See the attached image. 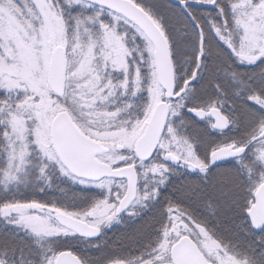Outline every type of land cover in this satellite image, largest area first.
Masks as SVG:
<instances>
[{"label":"snow or ice","instance_id":"snow-or-ice-1","mask_svg":"<svg viewBox=\"0 0 264 264\" xmlns=\"http://www.w3.org/2000/svg\"><path fill=\"white\" fill-rule=\"evenodd\" d=\"M158 6L168 11L169 19L182 21L185 27L190 26L191 31L195 34L194 69L189 74L193 75V80L195 79L194 74L198 73L200 62L206 55L213 54V48L204 33L202 20L208 23L209 32L216 36L217 42H223L233 54L234 59L239 60L242 64L246 63L252 66V71L241 74L245 77L244 79L237 78L236 73L231 75L233 83L237 86L235 89L237 95L246 90L251 91L253 83L260 85L259 91L252 92L249 97L252 101V106L260 113V117L257 118L259 128L250 135L247 142L250 146L259 144V148L256 151V162L264 167V118H261L264 117V0H227L226 7L224 4L219 3L218 0H179V4L175 6L163 3H159ZM209 7L214 8L217 15L221 18L220 24H217L212 12L208 11ZM106 13L110 15L111 21L103 19ZM121 16L133 23L134 27L138 29L137 34L142 40H156L158 44L157 32H159V36L166 37L170 41V38L166 35L167 29L163 27L164 18L158 16L152 7L140 3L138 0H0V42H3V47L0 48V67L7 70L0 73V88L9 90L14 86H26L23 93H17L16 100L32 106L35 116L40 119V124L35 127L34 142L46 157L56 158L43 136V131L47 128L49 122V111H56V116H63L61 121L64 125L70 127L80 138H86V136H91L92 134L83 126L82 117L77 116L74 111L63 106L53 107V103L48 96L49 87H42L41 83L29 79L25 62V48L34 49L35 52L40 53L42 56L48 46L50 27L53 23L55 24L60 37L58 47L62 51L59 53L61 63L58 82L51 87L55 88L58 93L63 92L66 67L64 50L70 48L73 42L80 41L79 34L82 31V26L89 24L92 26L93 31L89 34L95 38L92 40L85 39L84 43H82L85 48V56L82 58L84 64L81 66V73L87 69L90 75L87 79L81 80L80 83L82 88L88 91L74 93L79 98L81 113H85L88 111L90 101L96 100L97 102V96H108L110 89L116 90L118 88L117 83L109 78L107 61L111 56V52L108 49L113 44L118 45L124 52H127L125 37L112 27L114 21L119 20ZM241 24H243V27H241ZM245 29H250V31L245 33ZM184 35H189V33ZM180 39L183 40V36ZM241 39L243 43L238 51L236 42L241 41ZM205 43L209 45L207 48L204 47ZM144 51L149 53L148 59L154 65L156 63L154 57L157 53V46L150 47L145 43ZM221 52L222 49L217 47L216 55L219 56ZM41 56H38L37 59L39 60ZM97 63L100 64V71L95 70ZM113 64L116 68H124L126 70L129 68V63H126L122 58L119 62L114 61ZM131 71L135 74L136 80L144 84L143 70L139 65L133 66ZM37 75H40V80L43 81V76L39 73ZM5 83L8 85L7 88L4 87ZM124 83L126 84L127 81H124ZM152 83H155V81L153 80ZM143 90H147L146 84ZM188 91L189 89L186 88L182 96L186 95ZM139 94H142V92ZM2 97L4 99L0 100V103L8 101L10 98L6 94ZM152 99L155 101L157 98L153 96ZM146 107L148 106L146 105ZM177 107H183V104H178ZM210 107L212 117H214L210 127L221 131L225 130L231 121L218 108ZM57 108L59 109L58 111ZM191 111L201 118H208V114L203 108H193ZM252 116L255 117L256 113L253 112ZM18 123H20L18 117L11 118L9 131L13 134L23 131L22 128L18 127ZM94 139H100V137L96 136ZM178 143L186 153L183 155L186 165H190L192 169L198 168L205 175L210 165L215 164L219 159L233 158L244 151L236 143H228L213 148L208 153L207 159H204L194 152L193 144L188 140ZM163 152L164 155L162 156L160 152L156 151V147L153 146L144 159V163L137 165V174L147 166L150 173L159 177L157 183L153 185L152 191L144 193L149 198L153 195L159 197L161 195V187L168 183L169 177L167 173L172 171V167L168 162H178L181 159L178 152L172 151L169 143L163 145ZM28 155L26 148L18 154L15 151L10 152L9 167L16 168L18 164H24ZM143 155L141 153V156ZM121 163H129V161L121 160ZM137 174H133L127 182L121 184L120 187L123 190L117 194L115 203L112 201L110 193H107L106 198L96 200L83 212L66 210L61 212L57 208L56 211L61 212V215L68 217L69 220L79 217V219L75 220L76 225H87V228H77L76 231L70 234L83 235L87 232L88 235H91L94 232H99L100 227L97 224H88L87 217L99 216L102 221H112L122 210H126V206H130L131 198L139 193ZM11 178L15 179V177ZM260 187L264 188V183H261ZM20 207L19 202H5L0 204V212L9 213L13 210H18ZM22 207L30 209L32 207H40V205L24 204ZM173 212L175 213V220L187 221L186 228L189 224L193 227L189 223L190 218L187 213L179 205L170 204L166 209L165 215L169 223L162 225L161 239L168 237L170 230L176 228V225L171 223L173 217L168 215ZM27 219L28 217L26 216L17 215L16 222L19 224ZM247 222L252 231L264 234V223L254 221L251 216H249ZM196 227L205 236L209 235L203 225H196ZM50 231H56V229L53 228ZM140 231L141 229L138 228L137 232ZM70 234L66 233L65 235L68 236ZM261 240L264 241V235L261 236ZM166 243L165 241L164 244L151 247L150 250L145 249L141 254L136 255L134 258L135 262H138V264H165L166 260L171 261V256L161 251L166 246ZM66 255H71L73 264H81L80 256L68 254L64 250L57 249L51 251V258L47 255L45 256V264H59L60 257ZM260 256L264 257V249L261 250ZM110 264H129V262L120 255H114ZM215 264H217L216 259ZM219 264H253V262L250 260L241 261L239 258L225 254L219 260Z\"/></svg>","mask_w":264,"mask_h":264},{"label":"trees","instance_id":"trees-1","mask_svg":"<svg viewBox=\"0 0 264 264\" xmlns=\"http://www.w3.org/2000/svg\"><path fill=\"white\" fill-rule=\"evenodd\" d=\"M138 2L152 7L158 16L164 18V25L167 29L166 35L170 38V41L169 39L168 41L171 44L173 63L175 62L176 83H179L180 77L189 76L194 69L193 53L196 47L194 32L191 31L190 26L186 28L182 21L169 19L168 11L158 6L159 3L176 5L169 0H138ZM219 3L224 4L225 7L227 6V0H221ZM208 11L212 12L217 24H220L221 18L217 15L215 9L208 8ZM103 19L111 21V17L107 13ZM114 23L117 24L118 32L127 31L125 47L132 54L131 56L128 55L127 59L129 63L128 74L124 71L116 70L112 65H108L107 73L109 78L118 85L115 90L116 96L109 99L115 100L117 105L124 107L125 112L120 117V126L113 124L111 121H107L106 125L110 128L122 127L129 132L134 131L138 127L139 131L142 132L153 112V99L150 95V87L151 84L155 85L156 82L158 83L156 66L150 63L148 59L149 53L144 51V46L141 43L142 38L135 33V29L131 28V25H128L127 29L121 27L122 21L117 20ZM202 23L207 41L210 42L213 48V54L206 55L203 63L208 66L209 72L208 74L200 73L198 82L189 88L188 93L172 102L170 121L172 122V135L179 140H191L197 146L199 156L207 158L208 153L220 145H225L232 141H248L250 135L259 128L257 118L260 116L256 115L253 117L254 120L251 126L245 127L238 123V125L236 124L237 126L234 125L226 131H216L207 125L209 121L200 120L186 113L185 108L208 109L211 108L210 106L214 107L217 100L214 88L216 83L221 84V89L225 91L226 95L231 91L233 92L234 90L225 88V82L228 80V76L239 68L237 63L231 62L237 59L233 58V54L229 49L223 42H217L216 36L209 32L208 23L203 20ZM82 28H88L93 31L90 24L82 26ZM88 29L84 32H88ZM185 33H189V35L185 36ZM181 36H183V40L180 39ZM80 38V41H85L86 39L83 36H80ZM241 44L242 40L236 42L238 51ZM208 46V43H205V48ZM217 47L222 49L219 56L216 55ZM137 64L143 70L145 78L144 84L139 83L138 86H136L134 81L135 74L131 71L132 67ZM217 65H219V71L217 70ZM251 67L250 71H252ZM178 69L182 70L178 71ZM149 76L151 77L150 79ZM153 80L155 83H152ZM124 81H127V83L125 84ZM145 84L147 85V90H143ZM259 88L260 85L252 88V92H258ZM18 92L23 93V91ZM141 92L142 94L138 95ZM5 94L9 95L10 98L7 104L0 103V204L19 202L21 206L24 204H39L42 207H59L64 203L74 202L75 210H78L79 207L85 208L91 200H89L88 194L84 191V187L78 182L73 183L68 178H60L56 169L52 168L51 164L46 162L40 154L36 144H31L33 156L24 183L12 185L6 183V173L9 170V153L13 142V134L9 135L11 121L7 117V113L17 107L16 103L13 102L17 97V92H10L7 89L0 88V100L4 99L2 96ZM226 102H229V99ZM181 103L183 107H177ZM113 107L114 105L110 104L108 110L111 111ZM250 111L255 112L256 110L252 108ZM246 116L248 117V115ZM258 148L259 144L257 143L254 149L255 154ZM133 161H135V157ZM240 163L246 166L247 180L240 181L234 174L233 170L237 165L235 160H233L210 170L212 171V177L216 181L214 184H205L203 183V175L199 174L197 177L189 170L169 163L172 167V174L168 183L161 187V195L155 200V203L179 206L195 204V206L202 208L208 196L224 199L227 203V210L212 219L211 223L215 227L210 232L212 234L214 232L213 236L218 242L236 258L244 256L248 251L260 255L261 250L264 249V241L261 240V236L264 234L252 231L247 222V211L254 201L256 190L261 185V177L257 176L254 169L247 163L244 161ZM45 165L48 166L45 167ZM143 169L147 170L149 168ZM229 188L232 189L231 195L233 198L231 199L235 200V207L231 206L229 199L223 196V192H227ZM228 194L229 192H227V196ZM203 215L207 214L204 213ZM157 218L156 216H149L148 219L139 225L140 232H137V230L127 232V235H121L119 240L106 243L103 250L109 253L130 252L144 251L145 249L156 247V241H145L142 237L150 238L154 236L156 225L158 224ZM68 245L69 243L61 240L54 242L51 237L38 236L18 224L15 216H8L0 212V264H45V256L47 255L51 258L52 250H62Z\"/></svg>","mask_w":264,"mask_h":264},{"label":"clouds","instance_id":"clouds-1","mask_svg":"<svg viewBox=\"0 0 264 264\" xmlns=\"http://www.w3.org/2000/svg\"><path fill=\"white\" fill-rule=\"evenodd\" d=\"M118 21H122L121 27H124L127 29L128 25H131V28L135 29V33L137 34L138 29L134 27L133 23L130 22L129 19L124 18L121 16V18ZM112 27L117 29V24L113 23ZM163 27L165 28V25L163 24ZM166 29V28H165ZM123 37L127 36V31L119 32ZM159 33V32H158ZM170 35V34H169ZM158 42H160V39H164L166 42H168V39L166 37L158 36ZM127 43V40H126ZM143 46L145 43L148 44L150 47L157 46L156 40H142L141 42ZM169 46L171 47V44L169 43ZM65 52V61H66V67H65V74H64V91L63 92H56L55 88L49 87L48 88V96L51 99L53 103V107L56 106H63L68 108L69 110H72L75 112L77 116H81L84 121V127L88 129V131L93 134V129L96 130H103L106 128V122L111 121L113 124H116L117 126H120V117L125 112V108L117 105L115 100H110V97L116 96L115 89L110 90L108 96L100 97L97 96V99L100 101V103H97L96 100L89 102V108L88 111L85 113H81V108L79 104V98L74 93L79 92H85L88 91L84 88H82L80 81L87 79L90 73L85 69L83 73H81V66L84 64V60L82 59L85 56V48L83 44L80 41L73 42L71 44V47L64 50ZM103 54V49L101 50V58ZM129 56H131V51H128L127 53ZM175 63V62H174ZM95 70L100 71L101 67L100 64L97 63L95 65ZM182 69H178V71H181ZM199 72L201 74H208L209 68L206 64H203L200 62L199 64ZM195 75V79L197 78V74ZM193 80V75H189L187 77H180V82L173 85L172 91L175 92V97L179 98L182 96V94L185 92V89L188 88L189 81ZM4 87L7 88V83L4 84ZM26 86L20 85V86H14L9 89L10 92L15 91L18 93V90L21 88H25ZM118 87V86H117ZM31 90V89H29ZM166 95H170L169 93H166ZM14 103H16L17 107L15 109H12L10 112L7 113V117L11 121L12 117H23L24 123L29 126L30 129H35L37 125L40 124V119L35 116V111L32 106H29L28 104L21 103L20 101L14 99ZM5 104L8 103V101L4 102ZM114 105L113 109L109 111V105ZM170 108V104L165 101L160 106V114H163L165 109ZM59 109L57 108V111ZM52 117H56V111H49L48 118L49 120L52 119ZM61 120L63 119V116L59 117ZM12 132H9V135H12ZM172 135V122L167 118V116L164 117V124L160 128V141H159V148H156V151L163 152V145L165 143H168L169 137ZM102 139H107L106 136H101ZM236 143L239 147H242L244 149L243 152L235 155L233 159L236 162L237 167L233 170L234 174L238 177L240 181H245L248 179L247 176V169L245 168L244 164H241V161H244L249 166H251L255 174L259 177H261V183H264V167H262L260 164L256 162V154L254 152L255 145H249L247 141L243 142H233ZM111 150L115 152V146L111 147ZM164 153V152H163ZM101 159H112V157L109 156L107 151H100L97 153ZM163 156V155H162ZM121 157L119 155H115V159H120ZM204 159H207L206 157ZM51 167L56 169V171L59 173L60 178H68L72 182H78L79 184H85L87 182L86 178L83 176L75 173L71 168H68L63 165H59V161L57 158L52 159L50 158ZM59 165V167H58ZM48 165H45L47 167ZM207 171V174L203 175V183L205 184H214L216 181L212 177L210 169ZM171 172H168V177L171 176ZM152 189L149 191L151 192ZM225 196H227V192L224 193ZM142 201H147L144 211H147L153 202H155L154 199H152V196L149 198L147 194H144L143 197H141V200H138L137 203H140ZM131 204V201H130ZM127 208V206H126ZM227 210V203L224 199H220L215 196H208L207 199L204 201V206L201 209L198 210H192L188 214L189 223L193 225V227L189 230V236L190 239L186 240L185 243L192 244L196 243L201 246V251L203 252L204 256L207 258L208 264H215V257L212 255L211 252L208 251L206 247L203 246L201 243V232L196 225H203L204 229L207 231V233L212 230L215 226L212 225L211 221L215 216L223 214ZM125 210H122L124 212ZM198 213H200L198 215ZM206 213L207 215H203ZM139 216V214H138ZM122 219V217H121ZM88 224H97L100 227L99 232H94L91 235H88L87 232L83 234L84 237H96L98 236L102 230L105 227H108L112 221H102L99 216H89L87 217ZM46 223H50L51 225H54V229L56 231H52V239L53 241L59 240V238L66 236V233L74 232L77 230V228H87V225H76L75 221L69 220L68 217L63 215H58L56 217H50L45 221ZM125 224H122L123 226ZM52 228V229H53ZM89 231H91L89 229ZM214 235V232H213ZM157 245L163 244L159 239L156 241ZM96 246V245H93ZM122 258L126 259L129 264H138V262H135L134 258L136 255L129 253H123L120 255ZM81 257V264H92V257ZM96 259H100L99 257H96ZM112 259V256L106 257L101 260V264H110V261ZM241 261L244 260H250L253 262V264H264V257H261L259 254H254L251 251L246 252V254L242 257H239ZM167 264H171V262H167Z\"/></svg>","mask_w":264,"mask_h":264},{"label":"flooded vegetation","instance_id":"flooded-vegetation-1","mask_svg":"<svg viewBox=\"0 0 264 264\" xmlns=\"http://www.w3.org/2000/svg\"><path fill=\"white\" fill-rule=\"evenodd\" d=\"M241 27H243V24H241ZM244 31L246 33V29ZM204 47H205V45H204ZM231 62L237 63L239 65L238 66L239 68H237L234 72V73H236L237 78L244 79L245 77L241 74L250 72L251 66L247 65L246 63L242 64L239 62V60L238 61L234 60ZM203 63H204V59L202 60V65H203ZM173 65H174V63H173ZM217 67H218L217 70L219 71L220 70L219 65H217ZM174 73H175V66H174ZM199 77H200V72L198 73L197 80L193 84H191L189 86V88L198 82ZM228 77H229L228 80L225 82V84H226L225 88H228L230 90H234L233 91L234 93L231 91L230 93H227V95H226L225 91H222L220 83L219 84L216 83V85L214 87L216 90V94H217L216 105L214 107L218 108L231 121L229 126L223 131L228 130L229 128L233 127L234 125L237 126L238 123H239V125L241 124V125H244L245 127L249 126L251 123H248L245 121L247 118L246 115H248V113H253L250 110L252 108H254L252 106V101L249 99V97L252 93V89H251V91L246 90L245 92L241 93L240 95H237L236 91H235L237 86L233 83V77H232V75H229ZM175 84H176V74H175ZM254 84H256V83L252 84V88L258 87V84H256V86H254ZM163 93H164V98L161 101L165 100V91L164 90H163ZM184 96L185 95H183V96H181L175 100L169 101V104H170V113H169V118H168L169 120L171 118L172 102H174V101H176V100H178ZM228 99H229V102H226ZM192 109L193 108H185V111L190 116H194L200 120L209 121L207 125L210 127V123L214 121V118H210V117L201 118V117L195 115L191 111ZM254 109L256 110L255 111L256 115L260 116V113L258 112V110L256 108H254ZM205 111L207 113H209L211 111V108L205 109ZM237 115H238V117H237ZM214 130L221 131L218 129H214ZM88 137L103 145L102 142H100L97 139H94V137H92V136H88ZM173 137H174L173 135H171L169 137L170 138L169 144H170L172 151H176L182 155V152L180 150H182L184 152V149L179 146L178 142H181L183 140H188L190 143L193 144L194 152L197 153L199 151V150H197V146L191 140H189V139L179 140L178 139L177 144H175L174 143L175 139ZM233 142H236V141H232L231 143H233ZM52 146H53V144H52ZM105 147L108 149L107 152L109 153L110 149L107 146H105ZM158 148H159V145H158ZM119 149H123L122 146H119ZM53 151H54V154H55L57 160L59 161V165L66 166L61 161V159L58 157L57 153L54 150V147H53ZM161 153L162 152H160V154ZM134 157H135V161L133 163L117 166V165L111 164L108 161H105L104 159H101L98 154L96 155V159L98 161L109 164L113 168H120V167H124V166L135 165V167L137 169V165L143 164L144 161H140L138 159V157L135 153V148H134ZM233 160L234 159H231L227 162H230ZM227 162H224V163L219 164L217 166L211 167V169L219 167L220 165L226 164ZM168 163H170L171 165L183 167L184 169L192 172L194 175H197V177L199 174L204 175L203 173H201L199 171L198 168L192 169L190 165H186V163H184L182 159H180L178 162L169 161ZM137 176H138V181H139V193L136 194V196L133 199V201L131 202L130 206H127V208L124 212L120 213L114 220H112L111 224L108 227H105L102 230V232L96 237H84L81 234L72 235V234H70L71 232H69L70 235L63 236V237L59 238V240H61L62 242L69 243V245L65 246V248L62 250H64L65 252H70L73 255H78V256H83V257H92L93 258L92 264H101V260L106 258V257L114 256V255H121L123 253H129L127 251L110 252L109 253L108 251L103 250L106 246V243L119 240L121 238V235H124L127 232L128 233L132 232V230L133 231L137 230L139 228V225L141 224V222H144L146 219H148L149 216L150 217L156 216V217H158L157 218L158 224L156 225L154 236H151L150 238L143 236L142 239L145 241H151V240L157 241V239H159L163 244L166 241L167 242L166 246L163 249H161V251L166 252L171 256V261H170L171 264H203L201 262V260L199 259V257L195 255V252H193L191 249H189L187 247L182 252H180L181 254L178 252H177V254L175 253V249L177 248L178 245H180V243H182L184 240L186 241V240L190 239L189 229L192 228V226L189 224V226L186 228V224L188 223L187 221L175 220V218H174L175 213L174 212L170 213L168 215L173 217L171 223L175 224L176 228L170 230L168 237L161 239L162 225L169 223V221L165 218V215H166V209L168 208V206L170 204L167 205V203H155V202H153L151 207L147 211H144V208H145L147 201H142L140 203H137V201L141 200V197L144 196V193L149 192L152 189L153 185L157 183L159 177L153 173H150L149 170H145V169H141L139 171V173L137 174ZM86 180H87V182L85 184H82V185L80 184V185L84 187L83 188L84 191L88 194V198H89V200H91L90 203H88V205L85 208L79 207L78 210H75L74 202H67V203L62 204L59 207H57V206L45 207L50 212V215H51L50 217H56L59 214H61V212L65 211V210L66 211L83 212L84 210L88 209L96 200L106 198L107 193H110V195L112 197V201L115 203L117 194L119 192H122V190H123L120 187L121 184L123 182L128 181L127 178H116V177H102V178H97V179L86 178ZM259 188H260V186L258 187V189ZM258 189L256 190L255 195H254V203L250 207V209L247 211V217L248 218H249V211L252 209V207L256 203L255 196H256ZM152 199L156 200V199H158V197L153 195ZM187 205L186 206H180L182 208V210H184L187 213V215L192 210L201 209L197 205L195 206V204L194 205L193 204H187ZM57 208H59L61 210V212L56 211ZM138 214H139V216H138ZM199 214L200 213H198V215ZM121 217H122V219H121ZM74 219H79V217H75ZM105 222L107 223V220H105ZM122 224H125V225L121 226ZM208 234H209L208 236H205L204 233H201V242H202L203 246L206 247L208 249V251L211 252L212 255L215 257L217 264H219V262H218V258H219L218 246H217V244L219 245V242L213 236V234L210 231L208 232ZM49 237L52 238V234ZM192 244L194 246H196L199 253L207 261V258L204 256L203 252L201 251V246L196 244V243H192ZM93 245H96V246H93ZM142 252L143 251H130V253L133 255H139ZM178 254H179V257L177 259L176 256ZM96 257H99L100 259H96ZM167 262H169V261L166 260L165 264H167ZM59 264H73V263L71 261H68L65 259Z\"/></svg>","mask_w":264,"mask_h":264},{"label":"water","instance_id":"water-1","mask_svg":"<svg viewBox=\"0 0 264 264\" xmlns=\"http://www.w3.org/2000/svg\"><path fill=\"white\" fill-rule=\"evenodd\" d=\"M169 1L176 5L179 4V0ZM219 1L220 0H218V2ZM157 35L159 36L158 32ZM61 51L62 49L57 46L52 53L48 79L50 87L58 82L61 63V57L59 53ZM154 59H156L155 66L157 70L158 81L165 91V100L159 102L156 105L153 114L147 123L145 131L137 140L135 145V153L140 161H144L147 154L149 153V150L153 146L158 148L160 141V128L164 124V117L167 116V118H169L170 113V108H167L163 114H160L161 104L165 101L169 103L170 100L177 99L175 97V92L172 91L173 85L175 84V73L169 41L166 42L164 39H160V42L157 44V53ZM196 80L197 78L192 80L189 83L188 88ZM166 93H169L170 95H166ZM207 114L208 117L214 118L212 117L211 111ZM51 133L52 144L58 157L68 168H71L75 173L83 176L84 178L97 179L102 177H116L127 178L129 180L133 174H137L135 165L113 168L109 164L98 161L96 159L97 153L100 151H107L108 149L104 145L92 140L88 136H86V138H80L70 127L64 125L59 116H56L53 120ZM141 153L144 155L141 156ZM231 159L233 158H221L211 167L217 166ZM135 196L131 198V202ZM255 200L256 203L249 211V216H251L254 221L264 223V188L260 187L258 189ZM75 220L76 219L73 218L71 221ZM186 247L195 252V255L199 257L203 264H208L205 258L199 253L196 246L193 244L188 245V243H185V240L177 246L175 253L177 254V252H182ZM66 253L71 254L70 252ZM178 257L179 254L176 256V258L178 259ZM65 259L73 263L71 255L61 256L59 263Z\"/></svg>","mask_w":264,"mask_h":264},{"label":"rangeland","instance_id":"rangeland-1","mask_svg":"<svg viewBox=\"0 0 264 264\" xmlns=\"http://www.w3.org/2000/svg\"><path fill=\"white\" fill-rule=\"evenodd\" d=\"M87 29L88 28L86 29L82 28L83 30L81 32L82 34L80 33L81 35L80 34L79 35L83 36V38H86L87 40L94 39L95 37L89 34L92 31L88 29L89 30L88 32H84ZM249 31L250 29H246V33H248ZM59 38L60 37L58 35L56 26L53 23L48 33V46L42 56L40 53L35 52L34 49H31V48H25L24 50L25 51V62L28 68L27 75L29 79H32L35 82L41 83L42 87L44 86L49 87L48 79H49V68H50L51 57H52V53L54 49L58 46ZM80 42L84 43L83 40H81ZM242 43H243V40H242ZM2 47H3V42H0V48ZM108 51L111 52V56L109 57L107 64L112 65L116 70L124 71L126 74H128L129 68L127 70L124 68H116L113 64L114 61L119 62L121 58L126 63H128L127 62L128 50L127 52H124L118 45L113 44L112 47L108 49ZM38 56H41L39 60L37 59ZM5 71L7 70L4 69L3 67H0V73H3ZM37 73L43 76V81L40 80V75H37ZM134 81L136 83V86H138L139 82L136 80V78H134ZM150 88H151L150 90L151 97L155 96L157 98L155 101H153V104H152L153 105L152 110H154V107L156 106V104L159 103L164 98V93H163L161 86L157 82L155 83V85L151 84ZM18 91H24V89L21 88ZM98 102L99 100L97 101V103ZM248 115L249 116L246 118L245 121L248 123H251L249 125L251 126L254 118L251 113H248ZM24 119L25 118L23 117H18V120L20 122L18 123V127L22 128L23 131L13 134V142L11 144L10 152L15 151L18 154L20 151L26 148L29 155L27 156L26 162L24 164H18V167L16 168L9 167V170L6 173V179H5L6 183L9 185H12L15 183H24V179L26 175L28 174L29 168L31 166L30 161L33 156L31 144H34V145L36 144L34 142L35 129H30L29 126L24 123ZM53 120L54 118L49 120L47 128L43 131V136H44L46 143L48 144L49 149L52 151L53 155L55 156L54 151H53L52 136H51V127H52ZM106 128L103 130L93 129V134L91 135L92 137H96V136H99V137L106 136L107 137V139H102V138L97 139L100 142H102L103 145L107 146L110 149L108 154L110 157H112V159L110 160L108 158H105L104 160L110 162L113 165H117V166L131 164L132 162H134L133 161L134 148H135L137 140L139 139V137H141V135L145 131L146 126H144L142 132L139 131L138 127H136L135 130L132 132H129L122 127L110 128L106 126ZM173 138L175 139L174 143L177 144L178 139L175 136ZM169 139H168V143H169ZM31 140H32V143H31ZM112 146H115V152L111 150ZM119 146H122L123 149H119ZM36 147L38 151L40 152V154L43 156V158L46 160V162L51 164L52 162L50 161V158L46 157L43 154V152L39 149V146L37 144H36ZM180 151L182 152V155L179 153L178 154L181 155L182 157L181 159L185 163L183 159V155H185L186 153L183 152L182 150ZM115 155H119L121 158L115 159ZM161 155H164V153L162 152ZM121 160H127L129 161V163L122 164ZM144 168H148V167L145 166ZM11 177H15V179H12ZM224 181H225V178H224ZM227 192H229L228 196L224 195L225 191L223 192V196L229 199V204L231 206L235 207V200L231 199L233 198L231 195L232 189L229 188ZM253 203L254 201L251 203V206L253 205ZM5 214L8 216H15V217H17V215H23V216L28 217L27 220L21 221L19 224L31 230L38 236L49 237L52 234L50 230L54 226L51 225L50 223L45 222L51 216L50 212L45 207L40 206V207H32L30 209H25L21 206L18 210H13L12 212L5 213ZM217 246H218V256H219L218 262L221 258L225 256V254L233 256L220 243L219 245L217 244Z\"/></svg>","mask_w":264,"mask_h":264}]
</instances>
